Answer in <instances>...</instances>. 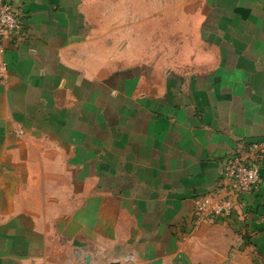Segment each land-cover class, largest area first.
Instances as JSON below:
<instances>
[{
    "label": "crops",
    "instance_id": "crops-1",
    "mask_svg": "<svg viewBox=\"0 0 264 264\" xmlns=\"http://www.w3.org/2000/svg\"><path fill=\"white\" fill-rule=\"evenodd\" d=\"M9 2L0 264H264V156L238 214L191 226L224 159L264 140V0H200L187 70L126 65L153 38L142 2Z\"/></svg>",
    "mask_w": 264,
    "mask_h": 264
},
{
    "label": "built area",
    "instance_id": "built-area-1",
    "mask_svg": "<svg viewBox=\"0 0 264 264\" xmlns=\"http://www.w3.org/2000/svg\"><path fill=\"white\" fill-rule=\"evenodd\" d=\"M19 17L9 0H0V84L7 79L4 61L5 45L21 37ZM248 158L239 153L224 159L221 168L223 187L214 193L193 200L191 226L198 229L230 220L238 214L240 196L257 194L261 190L260 168L264 156V140L250 144Z\"/></svg>",
    "mask_w": 264,
    "mask_h": 264
},
{
    "label": "rangeland",
    "instance_id": "rangeland-1",
    "mask_svg": "<svg viewBox=\"0 0 264 264\" xmlns=\"http://www.w3.org/2000/svg\"><path fill=\"white\" fill-rule=\"evenodd\" d=\"M110 5L112 16L113 12L120 5L128 7L130 3L142 2L143 16L146 14L148 19L141 21L143 28V34L149 29L152 31L153 38L149 37L143 39L142 52L140 62H135L133 55V41H127L126 44H130L127 47L126 65L136 63H149L150 61L156 63L161 62L165 67L175 66L179 70H187L188 60L183 59V50L186 52L192 48H196V33L198 19L201 13L200 0H189V6L182 7L183 1L186 0H105ZM148 2L155 4L156 8H144L148 5ZM118 10L119 7L117 8ZM127 9V8H125ZM126 15L128 16L129 10L127 9ZM145 12V13H144ZM130 16V14H129ZM151 17V18H150ZM157 19V22H156ZM171 21L173 23H171ZM133 23L127 25L126 31L133 35ZM151 35V36H152ZM163 61V63H162ZM126 259V258H123ZM128 259V258H127ZM124 263L125 260H112L110 262L103 261L101 264H111L112 262ZM84 264L87 263L84 259Z\"/></svg>",
    "mask_w": 264,
    "mask_h": 264
},
{
    "label": "water",
    "instance_id": "water-1",
    "mask_svg": "<svg viewBox=\"0 0 264 264\" xmlns=\"http://www.w3.org/2000/svg\"><path fill=\"white\" fill-rule=\"evenodd\" d=\"M86 261H87V263H89V262H88V259H86ZM114 264H118V262H114Z\"/></svg>",
    "mask_w": 264,
    "mask_h": 264
}]
</instances>
